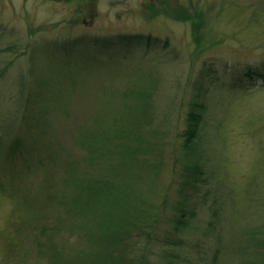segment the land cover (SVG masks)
Returning <instances> with one entry per match:
<instances>
[{
  "label": "rangeland",
  "instance_id": "374dc122",
  "mask_svg": "<svg viewBox=\"0 0 264 264\" xmlns=\"http://www.w3.org/2000/svg\"><path fill=\"white\" fill-rule=\"evenodd\" d=\"M80 38L86 41L76 48ZM140 64L147 70L137 73ZM210 68L213 84L201 98L206 130L199 153L210 161L204 160V182L185 192L188 222L178 226L167 222L182 216L178 205L185 197L180 192L183 166L175 162L176 172L171 167L179 142L172 141L174 127L185 128L189 103L196 99L193 84ZM249 69L264 73V0H0V113L12 107L26 147L25 158L6 159L11 153L1 150L0 264H91L96 239L87 233L96 236L97 218L106 215L114 216L116 225L133 222L145 230L142 225L149 224L156 238L183 241V249L166 247L183 257L171 256L170 262L163 247L153 250L158 247L153 242L150 264H185V257L211 264L219 236L243 241L245 248L252 245L243 258L262 261L263 249L256 245L264 239V87L257 85L264 83L254 76L245 82L244 88L251 89L236 92L232 86ZM20 78L43 83L41 136L31 129L33 118L30 128L18 116ZM145 86L155 90L156 111L169 115L171 132L147 136L150 142L135 141L133 135L124 141L117 130L128 123L129 107L138 104L129 92ZM136 109L129 119L138 123ZM81 127H89L92 135ZM102 141L116 161L100 153ZM128 145L135 150L125 154ZM72 163L81 180L104 174L113 181L93 198L101 197V205L102 198L110 202L104 215H96L93 207L76 214L85 202L73 182L65 183L75 177ZM112 163L119 166L116 171ZM223 183L227 204L220 225L213 224L218 230L207 234L214 229L212 190ZM35 202L42 211L30 221L25 211ZM57 223L58 234L39 236L41 225ZM138 226L132 228L135 233ZM141 253L134 250L132 257ZM223 256L215 263L225 264Z\"/></svg>",
  "mask_w": 264,
  "mask_h": 264
},
{
  "label": "trees",
  "instance_id": "16d2710c",
  "mask_svg": "<svg viewBox=\"0 0 264 264\" xmlns=\"http://www.w3.org/2000/svg\"><path fill=\"white\" fill-rule=\"evenodd\" d=\"M185 19H187V15ZM123 37H126V36H123ZM86 38H80L79 40H77L76 43L78 45L76 46V48L80 44L82 45L86 41ZM76 43H73L71 46L76 45ZM66 51L71 52L68 49ZM133 68L135 69V66H133ZM211 68H210V71L206 75H202V77L199 78V80L197 82H194L193 84V87H195V89H193L191 92H193V94L196 96V99L194 98L193 100L192 98V101H190L189 103L188 109L185 114V119H184L185 128L182 130L180 128L181 130L180 131L178 127H174L176 128V132H174V136L176 138L175 140L172 139V141L178 140L179 142L177 143V146H176L177 150L173 151L175 154L173 153L174 159H173V164L171 167L173 169L172 171L176 172L177 165L175 162L177 163L179 162L183 166V168L180 169L179 176L183 177L184 179L182 184L184 185L185 189L183 188V185H182V189L180 190V192L183 193L185 197L181 200L183 202L179 201V205H178L180 208V212L182 213V216H180V218L178 217L177 220L176 218H174L173 220H169L167 222L176 223L178 226L180 225L184 226L188 222V220L185 219V212L187 211L186 206H188L189 195L186 194L185 192L190 190V187L191 189L195 187L197 188V185L200 182L202 181L204 182L205 173H204L203 168L206 167V164H207V162L204 160L210 159V158L206 159V157H204L205 152H204V155L203 156L200 155V157H199V153H200V147L202 148L203 146V138H204L205 130H206L205 129L206 125L204 124L205 115L203 113V110L205 111L206 109V104L204 101L201 103V98L204 94V90L209 89V86L213 84V80H211V77H212ZM117 69L118 67L115 68V70ZM146 70H147V65L140 64V66H138L135 69V72L138 73V72H142ZM260 70H263V68H261ZM243 72L244 71L239 73L238 86L232 85L234 87H238L235 90L236 92H239V90H242V89H244V91H246L245 89H251V88H244L245 82L247 80L252 81L251 79L254 76L255 77L258 76L259 78H262L263 83H264V73L263 74H261L262 72L255 73L254 71L250 69L247 70L244 74ZM20 80H19L18 86L16 85L15 86L16 88L19 89V95H20V101L17 106V109L19 107H22V109L21 111H18L17 113H18V116L22 115V117L25 119V124H27V126H29L30 128H31L30 120L33 118L34 124L37 121V124H35V126L33 124L31 128L34 132V129H37L38 125L41 126L40 123H42V118H43V107L41 106V103L43 101L45 94H43V92L40 91V89H42L43 87V83L41 82V80H37V81L35 80L34 83L36 84L34 85V83H30L29 80L27 79L20 78ZM158 81L159 80L153 81V84L155 82L157 83ZM257 87L261 89L264 87V84L260 86L257 85ZM232 90H234V88H232ZM129 93L131 94V96L137 98L138 104H137V107H135L136 105H134L133 108L129 107L131 109V112H129L127 119H126L128 123L119 127L120 129L118 128L117 133L120 139L126 141L130 139L129 135H133V136H136L135 141L144 143V142L151 141V138L144 140L147 136L149 137L162 136L163 137L162 134L165 131H167L169 135V133L171 132V125H173V123L168 119L169 117L168 114L160 115L156 111L157 109L155 105L156 103L153 100V95L155 94V90L149 88L148 86H145L144 88L140 90H135V91L131 90V92ZM250 94H251L250 92H247L246 94L242 96H248ZM131 100H133V98H131ZM151 102H153L154 104H152ZM134 108H137L135 114H136V117H139L142 119L141 122L135 123V122L130 121L129 117L134 116L132 112L134 111ZM11 109L12 107L8 108L9 111L7 113H6L7 110H4L2 113H0V156H1L2 148H6L8 153H11L9 155H6V159L7 158L11 159V158H14L15 156L25 158L26 152L22 150V148H26V147L20 135L22 126L19 124L18 121H15L17 119V115L14 116L11 112ZM15 113H16V110H15ZM260 121H259V124H260ZM81 128H82V133L86 132L87 136L92 135V132L89 127H81ZM36 132L39 133L37 135L39 136L42 135L39 129H37ZM72 132H75V131L72 130ZM43 134H44V131H43ZM75 135H76L75 138H77L76 132H75ZM104 136L106 135L104 134ZM40 139L38 140L40 141ZM38 146H41V144H39ZM99 146L101 147L99 151L100 150L102 151L100 153L103 154L105 152V155L107 154L109 160H113L115 158L114 152L110 150L105 151L104 141H102V143ZM151 147L153 149L155 148V146H151ZM137 148L138 147H136V149ZM126 150L124 153L129 154L133 152L135 148H131L130 145H128L126 147ZM115 161H116V158H115ZM69 166H70L69 171H72V172L74 171L73 173L75 174V168H76L75 165H73L72 163V164H69ZM110 167L114 169V171H116L119 168V166L114 163H112ZM103 177L104 178H101V177L99 178V177H95L89 174V176H87V180L85 181V180H81L80 178H78L75 174V177L73 179L68 177V179L65 181V183L69 184V186L71 185V182L74 183V185L76 186V189L79 190V194H78L79 201H81V203L85 202L84 204L79 205L80 210H78L76 214L85 211L88 207H93V210L96 213V215H98L100 212L104 215V212L108 209L107 207L110 202L102 198V205H101L100 203H98L101 197L97 199H93L99 193H102V190L105 187H111V186L113 187V181L108 180L111 178L107 179L104 176V174H103ZM2 182L6 183V180ZM1 185L4 186L3 183H1ZM212 191H209V193L211 192L214 193V197L212 200L213 204L210 208L211 211L213 212V222H211L210 225H213V224L215 225L217 223L220 225L221 209L224 206V204H227V199H226L227 198V187H225V184L224 186L216 185V189ZM83 195H85L86 198H84ZM209 199L210 198H208V200ZM73 201L74 203L77 202V200H73ZM41 211L42 210H40L38 203L35 202L33 204L31 203L29 209L27 208L25 212L27 214V217L31 221L35 218H38L39 216L37 214H40ZM98 218H97V226H98L97 235L95 236L94 232L87 233L89 235H93L96 239V241L94 242V246L96 247V249L93 250V252H91V255L88 257L89 260L92 259L91 264H150L149 260H151L152 258L151 256L152 253L150 254L149 248L151 247V244H153V242L154 243L157 242L156 244H158L157 245L158 247L154 246L153 248L154 251H157L160 247L161 248L163 247L165 251L162 250V254L164 256V259H166L168 262H170L169 258L171 256H175L179 258L182 257L179 251H175V250L169 251L167 248L169 246H175L177 248L183 249V241L181 240V241L176 242L175 241L176 239L172 237L166 239L167 237L159 236L156 238L153 234V231L151 232L148 231L147 227L149 224L142 225V227H145V225H147L146 229L143 230L142 228H140L141 226H138V224L133 225V222H129L130 228L127 227L126 225L127 223H121V224L118 223V225H116L115 224L116 218L112 215L109 218L107 215L104 218H99V219ZM144 222L145 221L139 224H142ZM137 226L139 227L140 233H135L132 230V228L135 229ZM152 226H154V223L151 224V227ZM212 228L213 227L209 228V232L207 234H211L210 232L213 230L217 231L219 227L216 228V226H214V229ZM178 230L179 229L175 228L172 231L179 234ZM50 231L53 232V236L58 234V231H60L58 223L52 226L41 225L40 227L41 233L39 234V236L49 234ZM136 234H138L137 237L135 236ZM141 234L142 235L145 234V236L147 237L146 240L142 241L138 238V236H142ZM218 234H220V231ZM214 236H218V235H214ZM233 237L234 236H232V238ZM162 238L165 240L163 244H162V241H163ZM261 241L262 242L256 246L262 247L263 249V253H261L260 255L261 256L260 258L262 259V261L257 262L254 260V262L252 263V261H250L249 259H247L248 260L247 261L246 259L243 258V255L248 252V250L250 249L252 245H249L248 248H245L243 247V244H242L243 241L242 242L235 241V238L233 239L230 238L227 240L226 238L224 239L223 236H219L216 238V241H215L217 250H216V253L214 254L211 264H216L215 262L218 260L219 256L221 255H224L223 259H226L225 264H249V263L250 264H264V239H262ZM172 243L176 245H172ZM41 245H42V242L39 243V246ZM134 250L142 252L139 258L132 257V254H134ZM60 252H61L60 254L66 256L67 252L65 251H60ZM59 256L60 255L58 254V257ZM199 256L201 255H199V251H197L196 257L198 258ZM189 260L190 259L188 257H185L184 259H182V261L185 264H194V260L191 259L190 262ZM202 261H203V258H202ZM72 262L73 261H69V262L62 261L61 263L62 264H73ZM78 264H80V262ZM203 264H206L205 260L203 261Z\"/></svg>",
  "mask_w": 264,
  "mask_h": 264
},
{
  "label": "water",
  "instance_id": "95a60500",
  "mask_svg": "<svg viewBox=\"0 0 264 264\" xmlns=\"http://www.w3.org/2000/svg\"><path fill=\"white\" fill-rule=\"evenodd\" d=\"M52 1H61V0H52Z\"/></svg>",
  "mask_w": 264,
  "mask_h": 264
}]
</instances>
